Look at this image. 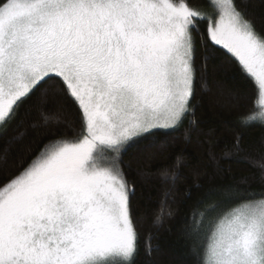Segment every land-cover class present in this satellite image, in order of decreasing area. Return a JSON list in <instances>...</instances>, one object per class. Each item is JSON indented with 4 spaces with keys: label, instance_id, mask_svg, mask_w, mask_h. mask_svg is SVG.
<instances>
[{
    "label": "snow or ice",
    "instance_id": "6c2138e0",
    "mask_svg": "<svg viewBox=\"0 0 264 264\" xmlns=\"http://www.w3.org/2000/svg\"><path fill=\"white\" fill-rule=\"evenodd\" d=\"M210 7L0 0V130L44 85L40 100L51 92L70 102L80 124L73 138L54 137L21 161L0 186V264H135V186L122 155L193 115L198 37L205 60L209 46L222 48L258 86L254 104L264 116V29L237 0ZM161 177L174 182L178 172L165 169ZM217 195L193 214L187 232L196 264H264V191L237 186Z\"/></svg>",
    "mask_w": 264,
    "mask_h": 264
},
{
    "label": "trees",
    "instance_id": "16d2710c",
    "mask_svg": "<svg viewBox=\"0 0 264 264\" xmlns=\"http://www.w3.org/2000/svg\"><path fill=\"white\" fill-rule=\"evenodd\" d=\"M190 3L206 6L204 0ZM237 3L246 6L258 29H264V0ZM200 27L206 30V21ZM208 53L205 60L198 37L193 115L167 135L150 138L155 142L133 144L122 155L126 178L135 186L131 197L139 248L135 264H196L193 239L187 235L193 214L219 200L217 194L229 187L264 191V125L245 121L256 108V84L226 50L209 46ZM45 88L21 105L17 120L6 131L0 130V150L7 155L6 162H0V186L50 139L73 138L80 128L73 104L51 92L40 100ZM165 169L178 172V178L165 181L161 177Z\"/></svg>",
    "mask_w": 264,
    "mask_h": 264
},
{
    "label": "rangeland",
    "instance_id": "374dc122",
    "mask_svg": "<svg viewBox=\"0 0 264 264\" xmlns=\"http://www.w3.org/2000/svg\"><path fill=\"white\" fill-rule=\"evenodd\" d=\"M205 1V7H202V6H199L203 11L205 12H208V13H211L213 11V9L210 7L211 3H212V0H204ZM257 87V92H258V86L256 85ZM253 113H256L257 116H256V119L254 120H251L252 122H259L260 124H263L264 125V116L260 115L261 113V109L259 107H256L255 108V111Z\"/></svg>",
    "mask_w": 264,
    "mask_h": 264
}]
</instances>
